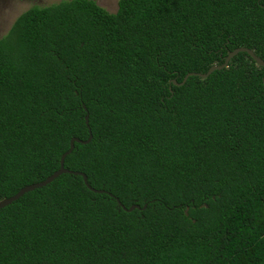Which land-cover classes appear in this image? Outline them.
<instances>
[{"label":"trees","instance_id":"16d2710c","mask_svg":"<svg viewBox=\"0 0 264 264\" xmlns=\"http://www.w3.org/2000/svg\"><path fill=\"white\" fill-rule=\"evenodd\" d=\"M239 46L264 60V0L21 12L0 37V200L89 133L64 167L104 192L62 173L1 207L0 264H264V67L238 52L171 83Z\"/></svg>","mask_w":264,"mask_h":264},{"label":"water","instance_id":"95a60500","mask_svg":"<svg viewBox=\"0 0 264 264\" xmlns=\"http://www.w3.org/2000/svg\"><path fill=\"white\" fill-rule=\"evenodd\" d=\"M238 52H246L252 58V60H254V62L257 65L264 67V60L261 59L260 57H258L250 48H247V47H244V46H239V47H236V48H234L232 50H229L227 52V54L225 55L224 60H223L222 63H220V64H212L211 66L208 67V69L205 72H188V73H186L183 76V78H182V80L180 82H177L175 79H171V83L174 84V85H182L185 82V80L187 79L188 76H198V77L204 78V77L208 76L212 71L221 69L223 67H226L229 59L231 57H233L234 55H236ZM263 79H264V76H263ZM85 123L86 124L88 123V115L87 114L85 115ZM90 139H91V134L90 133L88 135V138H86L85 140H81V139H79V138H77L75 136L71 137L70 140H69L68 149L60 155L58 169L54 170L50 175L46 176L43 180H40L38 182H33V183H30V184H26V185L22 186L15 194H13V195H11L9 197L2 198L0 200V208L5 206V205H7V204H9L13 200L17 199L19 196H21L25 192L33 190L34 188H38V187H41V186H44V185L50 183L54 178H56L58 175H60L62 173L80 175L82 177L84 185L89 190H91L93 192H98V193L104 192L103 189H96V188L91 187L88 184L86 176L84 175L83 172L77 171V170H71V169H68V168L64 167V158L73 149L74 142L87 143V142H89ZM108 194L110 196H112V194H110V193H108ZM115 199H116L118 205H120L126 211H131L134 208H140L139 205H137V204H132V205H130L129 207L126 208V207H124V205H122L120 203V201L117 198H115ZM145 205L146 204H144L142 206V208H144Z\"/></svg>","mask_w":264,"mask_h":264},{"label":"rangeland","instance_id":"374dc122","mask_svg":"<svg viewBox=\"0 0 264 264\" xmlns=\"http://www.w3.org/2000/svg\"><path fill=\"white\" fill-rule=\"evenodd\" d=\"M60 0H0V37L3 36L14 19L32 5L45 6ZM109 12H114L117 0H94Z\"/></svg>","mask_w":264,"mask_h":264}]
</instances>
